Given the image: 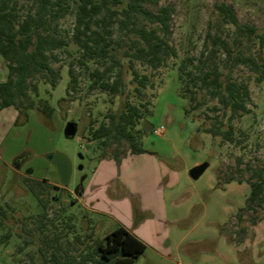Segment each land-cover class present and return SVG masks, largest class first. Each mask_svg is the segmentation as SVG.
Masks as SVG:
<instances>
[{
  "label": "rangeland",
  "instance_id": "1",
  "mask_svg": "<svg viewBox=\"0 0 264 264\" xmlns=\"http://www.w3.org/2000/svg\"><path fill=\"white\" fill-rule=\"evenodd\" d=\"M17 2L20 13L25 14L29 1ZM222 2L230 5L241 24L256 29L253 36H238L232 25L220 23L215 5ZM164 4L173 7L169 42L177 57H170L154 72L134 62L140 73L151 74L154 83V88H146L141 97L134 91L136 83L131 80L126 58L121 59L126 86L122 95L88 89L87 69L97 64H79L82 51L70 39L75 19L70 13L58 20L68 45L56 51L59 60L51 63L60 71L55 86L36 80L37 93H30L34 107L24 114L13 107L0 111V264H53L43 255L49 258L50 245L79 259L91 251L94 240L104 237L103 232L96 231L98 225L90 226L85 212L66 189L51 185L72 191L89 187L98 151L83 131L89 121L97 126L106 120L107 113L118 112L125 99L138 105L145 103L152 110L140 125L146 130L144 143L156 148V157L170 170L164 189L170 198L169 242L192 245L189 252L175 258V263L163 261L147 248L133 264H264V205H256L253 212L243 211L250 186L244 181L229 185L216 182L218 178L224 184L229 175L246 180L255 169H264V0H161L158 5ZM208 31L226 38L233 55L251 58V62L236 63V58L228 60L220 51L213 59L222 79L230 75L244 82L251 97L247 104L251 112L233 121L234 142L203 130L216 116L210 109L216 100H203L206 91L200 92L198 98L204 102L196 110L188 115L184 112L188 100L182 97L180 88L189 76L185 74L180 82L178 66L188 57L193 58L188 68L199 64L198 59L206 55ZM207 43L210 45V40ZM70 61L74 62L77 83L67 91ZM0 63L2 81L7 73L2 57ZM44 102L52 108L48 117L37 109ZM68 121L77 123L72 137L63 134ZM159 125L165 127L162 139L152 134V128ZM56 151L71 161L68 185L61 183L57 167L48 158ZM196 161H207L208 168L194 180L188 171ZM25 178L49 181L40 188L45 207L29 190ZM251 216L256 223L261 222L255 226ZM53 237L59 238L58 243ZM87 264L100 263L88 260Z\"/></svg>",
  "mask_w": 264,
  "mask_h": 264
},
{
  "label": "trees",
  "instance_id": "2",
  "mask_svg": "<svg viewBox=\"0 0 264 264\" xmlns=\"http://www.w3.org/2000/svg\"><path fill=\"white\" fill-rule=\"evenodd\" d=\"M29 7L26 13H20L17 0H0V56L4 59L7 73L0 82V109L14 107L17 113L24 114L35 102L30 93H37L36 80L41 79L54 87L60 71L52 66L58 61L57 50L65 49L68 41L58 28V20L67 14L74 13V25L70 39L82 51L78 60L85 65L93 61L97 65L87 69L88 89L107 92L115 96L125 91L122 58H126L132 72L131 80L136 94L141 97L146 88H154L151 74L140 73L134 62L149 67L151 71L164 66L167 60L177 57V52L170 44L171 14L170 4L158 5L161 0H27ZM155 6L156 10L153 9ZM221 24L234 27L238 36L249 38L256 29L248 24H241L229 4L222 2L215 5ZM210 40V45L207 41ZM206 55L198 59L199 64L188 68L193 58L181 60L179 81L185 79L180 88L182 97L188 100L185 114L196 110L204 101L216 100L210 107L216 116L204 131L212 136L220 135L222 139L235 141V119L249 114L250 94L244 82H237L227 76L222 79V72L213 59L223 51L227 59L236 58V63L251 62V58L233 55V49L226 38L207 33L205 41ZM68 51V50H66ZM68 90L77 83L74 62L68 68ZM189 82L192 83L190 86ZM194 88V89H193ZM201 91H206L205 99L199 100ZM148 103V101H145ZM40 105V104H39ZM145 108V110H144ZM40 113L49 116L52 108L46 102L37 108ZM152 110L145 103L139 105L129 99L123 100L118 112H109L106 120L97 126L89 121L83 136L94 142L98 159L107 157L119 162L127 152L139 154L151 152L143 146L146 130L140 122L151 115ZM231 181L246 182L251 191L241 210L253 212L256 205H264V169L257 168L247 177L235 178L229 175L225 183ZM29 190L35 195L42 207L40 188L47 180L25 178ZM49 184V183H48ZM217 184L223 185L217 178ZM49 186V185H48ZM58 189L57 185H51ZM257 219L251 216L252 224ZM42 231L43 227L40 228ZM244 233L245 230L241 228ZM8 234L4 238H7ZM243 237L238 239L240 241ZM52 240L58 243L59 238ZM145 243L136 238L123 227H117L103 238L94 240L91 251L81 258L69 255L67 251L58 252L55 245H50L49 258L53 264H87L93 260L100 264H133L144 252ZM65 257L64 260H61Z\"/></svg>",
  "mask_w": 264,
  "mask_h": 264
},
{
  "label": "crops",
  "instance_id": "3",
  "mask_svg": "<svg viewBox=\"0 0 264 264\" xmlns=\"http://www.w3.org/2000/svg\"><path fill=\"white\" fill-rule=\"evenodd\" d=\"M156 137L164 138L163 134ZM143 146L151 152H127L119 162L111 157L97 159L98 164L92 170L87 189H82L81 186L72 191L64 186L57 187H63L76 199L91 223L90 226L98 225L96 231L103 232L105 236L121 226L143 241L146 244L145 250L149 248L163 261L175 263V258L182 256L183 251L189 252L192 245L169 242L167 227L170 217L167 208L170 198L166 196L164 189L170 178V170L156 157V148L145 144L144 140ZM199 163L196 161L193 165ZM233 182L236 181L223 185ZM156 235H159V239L155 238ZM152 264L155 263L152 261ZM178 264L181 263L178 261Z\"/></svg>",
  "mask_w": 264,
  "mask_h": 264
},
{
  "label": "water",
  "instance_id": "4",
  "mask_svg": "<svg viewBox=\"0 0 264 264\" xmlns=\"http://www.w3.org/2000/svg\"><path fill=\"white\" fill-rule=\"evenodd\" d=\"M77 131V123L74 121H68L65 125L63 134L66 137H72ZM48 158L51 162L57 167V171L63 185H68L71 176V168L72 164L70 159L64 155L63 153H59L58 151L53 152L48 155ZM208 168L207 161H203L195 166H193L188 174L191 179H197L205 169Z\"/></svg>",
  "mask_w": 264,
  "mask_h": 264
},
{
  "label": "built area",
  "instance_id": "5",
  "mask_svg": "<svg viewBox=\"0 0 264 264\" xmlns=\"http://www.w3.org/2000/svg\"><path fill=\"white\" fill-rule=\"evenodd\" d=\"M165 132V127L164 125H159V126H156L152 129V134L153 135H162L163 133Z\"/></svg>",
  "mask_w": 264,
  "mask_h": 264
}]
</instances>
